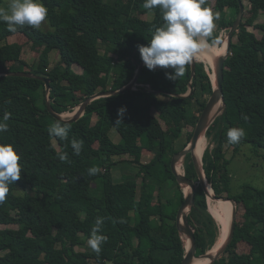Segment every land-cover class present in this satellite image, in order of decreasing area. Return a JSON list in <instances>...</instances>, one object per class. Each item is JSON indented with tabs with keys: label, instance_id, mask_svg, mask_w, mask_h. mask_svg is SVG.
<instances>
[{
	"label": "trees",
	"instance_id": "1",
	"mask_svg": "<svg viewBox=\"0 0 264 264\" xmlns=\"http://www.w3.org/2000/svg\"><path fill=\"white\" fill-rule=\"evenodd\" d=\"M242 2L249 15L243 13L233 33L225 60L229 69L223 71L224 108L205 132L209 144L202 153L213 192L240 204L242 221L235 219L231 242L212 264H264V187L243 184L233 191L223 150L226 144L235 155L247 144L264 158V21H258L264 15V0ZM43 3L50 29L24 26L10 32L7 26L0 27V71L50 79L46 93L38 77L0 75V118L11 113L0 144L14 147L23 170L0 205V264H179L185 248L175 217L184 192L170 159L192 135L198 118L192 102L204 106L212 92L205 64L196 61L194 75L191 64L186 66L176 81L165 75L171 69L150 71L143 65L134 88L93 99L73 122L56 119L46 108V98L62 114L99 91L129 83L142 61L138 46L150 42L163 19L158 7L145 9L144 0ZM205 7L219 14L213 38L220 43L239 11L238 1L206 0ZM148 14L151 18L143 17ZM249 28L260 30L261 36ZM15 34L41 47L36 66L22 58L23 44L8 41ZM225 47L218 45V57ZM53 49L59 54L56 63L50 61ZM73 65L81 72L76 73ZM187 91L190 94L184 96ZM120 108L126 111L116 124ZM58 121L69 127L65 140L49 135V126ZM233 127L246 132L236 145L227 143V131ZM111 128L119 134L118 142L110 139ZM73 139L83 142L79 155L71 148ZM60 153H67L66 162L59 160ZM117 165L126 168L119 178L111 170ZM182 166L186 176L195 178L190 154ZM92 167L99 169L95 175H89ZM207 202L198 187L187 216L196 255L208 251L219 234ZM98 217L103 218L98 234L106 237L99 255L85 245ZM241 242L249 245L247 252L238 253Z\"/></svg>",
	"mask_w": 264,
	"mask_h": 264
},
{
	"label": "clouds",
	"instance_id": "2",
	"mask_svg": "<svg viewBox=\"0 0 264 264\" xmlns=\"http://www.w3.org/2000/svg\"><path fill=\"white\" fill-rule=\"evenodd\" d=\"M205 5L206 0H144L143 7L148 10L158 7L163 19L162 26L155 29L150 42L146 46H138L140 58L148 70L171 69L170 72L166 71L165 75L169 80L176 81L184 75L186 66L190 65L197 56L210 51L213 44H220L215 43L213 38L215 21L219 19V14L213 13ZM47 14L48 9L43 0H9L7 9L0 8V22L6 23L10 32H15L18 27L24 26L39 29L42 22L46 21ZM222 35L224 36L223 32ZM208 67L212 68L210 64ZM208 67L205 65L209 73ZM125 111V108L118 110L116 124L121 123ZM10 115L11 113L5 112L0 118V133L8 131L7 121ZM48 132L53 138L65 140L68 137L69 127L66 123L58 121L49 126ZM245 136L246 132L243 128H230L227 131V143L239 144ZM82 147V141L72 140L71 148L75 155L80 154ZM58 157L61 162H66L68 159L67 153H60ZM19 161L20 156L11 144H0V205L5 203L10 185L21 178L23 170ZM98 171L97 167H92L89 169V175H95ZM102 226L103 218L98 217L87 241L88 246L97 255L106 242V237L98 234Z\"/></svg>",
	"mask_w": 264,
	"mask_h": 264
},
{
	"label": "water",
	"instance_id": "3",
	"mask_svg": "<svg viewBox=\"0 0 264 264\" xmlns=\"http://www.w3.org/2000/svg\"><path fill=\"white\" fill-rule=\"evenodd\" d=\"M237 1L239 4V11H238L235 19L233 20L231 26L227 30L226 37H225L226 38L225 51L221 56H219L218 58L215 59L214 67L212 69L214 76H215V87L212 86V92L209 95V97H208L205 105L203 106L200 114L198 115L197 121H196L195 126H194L193 131H192V135L190 137V140L188 141V143L186 144V146L184 148H182L181 150L174 153L170 159V169H171L173 175L175 176V179L178 182V184L182 188L185 185L189 186L188 191L185 192L183 190L184 199H183L182 203L180 204V206L177 210V213H176V217H175V224H176V228L180 234V237H181L183 242H184L183 239L185 238L187 240L186 242L188 243L187 247H185V244H184L185 251H184V255L182 257V260L180 261L179 264H191L192 261L194 260V258L208 257L210 255V253L208 251H206L203 254L196 255V238H195V234H194V229L189 224L188 218H187L188 213L191 210L192 205L194 204L195 194H196V190L198 187L202 188L206 197L209 199H212V200H228V201H231L233 203L231 221H230L228 233L226 235V239H225L223 245L217 250V252L214 255L210 256V261L208 262V264H212L224 252V250L227 248V246L231 242V239H232L233 233H234L237 202L235 200L227 197V196L216 195L213 192L212 187L210 186V184L207 181L206 173H205V170L203 167V162H202V154L199 158L195 155L194 150H195V146H196L199 138L201 137V135H205V132L208 129V127L210 126V124L214 121V119L217 117V115H219L222 112V110L224 108V100H223L224 96H223V90H222V83L224 80L223 71H224V66H225V60L230 55V46H231V42L233 40V33L236 31V29L239 25V22L243 16L244 10H245V6L243 5L242 0H237ZM196 61L197 60L194 59L193 62L191 63V74L192 75H194L195 62ZM143 65H144V63L141 61L138 65V68L136 70L134 77L124 87H122L121 89H118V90L99 91V92L91 95L89 98L85 99L83 102H81L77 106V108L74 110L73 114L69 118L64 119L62 117L61 113L55 112L51 108V106L48 102V98H46V108H47L48 112L54 118L59 119V120H63L66 122H73V121L77 120L83 114V112L86 108V105L90 101H92L93 99L98 98V97L121 94V93L125 92L126 90L134 88V85L138 81V76H139L140 70H141ZM2 74L26 75V76H31V77L35 76L34 74H32L30 72H11V73H9L7 71H0V75H2ZM35 77H38L39 79H41L44 82L46 93H48L50 90V79L47 77H43V76H35ZM190 88H191V86H190ZM189 94L190 93L187 92L184 94V96H188ZM218 99H221L222 105L219 109L217 108V109L213 110V107L215 106ZM187 154H190V158L192 160V163H193L194 169H195V173H196V176L193 179L186 176L184 170L182 172L177 171V165H176L177 161L179 159H182V161H183V158ZM207 184H209V186L212 190V193H210L208 191Z\"/></svg>",
	"mask_w": 264,
	"mask_h": 264
},
{
	"label": "rangeland",
	"instance_id": "4",
	"mask_svg": "<svg viewBox=\"0 0 264 264\" xmlns=\"http://www.w3.org/2000/svg\"><path fill=\"white\" fill-rule=\"evenodd\" d=\"M8 4H9V0H1L0 1V8L7 9ZM246 4H245L244 14L249 15L248 5H246ZM143 17H146L149 19V18H151V14L143 15ZM258 21L259 22L264 21V15H260L258 18ZM2 26H7V25L4 22H0V27H2ZM40 29L43 31L50 29V26H49L47 20L45 22H42ZM249 30L252 31V33H254V35H256L257 37L261 36L260 30L251 29V28H249ZM234 38L235 37H233V40H234ZM8 41L9 42H15L16 41V42L23 44V49H22V53H21L22 58L25 59L32 66L37 65L38 57H39V53H40L39 48H41L39 45H37L34 42H29L24 36H22V34H15V35L8 37ZM224 43H226L225 35L224 36L222 35L219 47ZM49 55H50L51 63H56L58 61V55L59 54H58V51L56 49H53L49 53ZM195 59L197 61H201V62L205 63V65H207V67H208V64H210L207 61L205 62V60L201 59L200 57H196ZM213 67L214 66H212V68ZM224 67L226 69H229V67L227 65ZM72 68L76 73L81 72V67H79L78 65H73ZM208 68H209V76H210V78H212L211 76L212 75L214 76L213 70L210 67H208ZM210 83H214L212 81V79H210ZM211 86H213V85H211ZM192 103L194 104V108L197 106L196 110L194 112L197 115L200 114V112L203 108V104L201 102H195V101H193ZM76 108L77 107H75V109ZM72 112L73 111H71L70 113L69 112L62 113V117L64 119L69 118L72 115ZM134 114L139 115L138 112H136ZM110 131H111L110 132L111 135L116 136L115 130L112 129ZM204 141H205V145H204V148H203L201 154L203 153L206 146L209 144V139L206 138L205 135H204ZM181 143H182V139L181 138L177 139V142L175 143L176 147L180 148ZM211 146H212V144H210V147ZM223 150L225 152L226 158L229 160V168H230L229 171H230V175L232 178V190L233 191L235 190V188L236 189L240 188V186H242L243 184H252V185L257 186V187H264V158H263V156H261L260 154H254L251 147L247 144L242 145L240 147L239 151L237 152V154H235V155H232V149L228 148V145H226V144H224ZM146 155H148V153H147V151H144V154L142 156L143 161H146L148 159V157ZM113 159H119V157L115 156V157H113ZM181 169H182V171L184 170L182 163H181ZM113 171H114V173H113L114 177L119 178L122 173L126 172V168H123V167H120L117 165V166H114ZM138 181H140V179ZM207 199H208V202L210 204V205H208V211L212 214L213 218L215 219V221L219 225V234H218V237L216 238V241L214 243V244H216L222 238L223 225L225 223V219H223V221H219V220H217L218 218L216 219L214 217L213 210L216 208H217L216 210H220L219 203H218V201L216 203L215 200H212L209 198H207ZM153 204L155 205L154 202H153ZM222 212L223 211L220 210L221 214H222ZM241 213H242V206L240 204H237L236 205L235 219H237L238 221H242V218H241L242 214ZM183 240H184V242L187 241L185 238ZM87 241L88 240H86L85 245H88ZM211 248L209 249L211 251H208V252H212L214 250ZM77 249L84 250V246H79V247H77ZM248 250H249V245L246 242H241L238 253H244V252H247Z\"/></svg>",
	"mask_w": 264,
	"mask_h": 264
},
{
	"label": "bare ground",
	"instance_id": "5",
	"mask_svg": "<svg viewBox=\"0 0 264 264\" xmlns=\"http://www.w3.org/2000/svg\"><path fill=\"white\" fill-rule=\"evenodd\" d=\"M224 45L226 46V43H224ZM218 45H212L210 51L208 52H205L204 54L200 55V56H197V57H200L201 59L205 60V62H209L212 66H214V62H215V59L218 58ZM211 71V70H210ZM212 78V81L215 83V77L212 75L211 76ZM212 83L213 87H215V84ZM222 105V101L221 99H218L215 106L213 107V110L215 109H219ZM204 145H205V141H204V135H201V137L199 138L196 146H195V155L197 157H200L201 155V152L204 148ZM181 163H183L182 159H179L177 161V171L178 172H182V169H181ZM207 189L210 193H212V190L209 186V184H207ZM183 190L186 192L189 190V187L188 185H185L183 187ZM216 203L218 201L219 203V208L220 210H222V214L220 213V210H216L214 209L213 212V215L214 217L219 220V221H223V219H225V223L223 225V233H222V238L219 240V242H217L216 244L213 245V247L211 249H214L212 252H209L210 255L208 257H201V258H197V259H194L192 261L191 264H208V262L210 261V256L211 255H214L217 250L223 245L225 239H226V235L228 233V230H229V225H230V221H231V214H232V207H233V203L231 201H228V200H215ZM231 204V205H230ZM210 205V204H209ZM218 206V205H217ZM225 217V218H224ZM185 247L188 246V243L185 241ZM216 246V247H215ZM215 247V248H214ZM208 251H211V250H208Z\"/></svg>",
	"mask_w": 264,
	"mask_h": 264
},
{
	"label": "crops",
	"instance_id": "6",
	"mask_svg": "<svg viewBox=\"0 0 264 264\" xmlns=\"http://www.w3.org/2000/svg\"><path fill=\"white\" fill-rule=\"evenodd\" d=\"M189 91V90H188ZM187 91V92H188ZM75 110V109H74ZM74 110H73V112H74ZM73 112H72V114H73ZM199 115V114H198ZM97 121V117L96 116H93L92 117V124H94L95 122ZM113 128H111V129H109L108 130V135H109V137H110V139L112 140V141H114V142H118L119 141V139H120V136H119V134L117 133V131L115 130V129H113V130H115L116 131V136H114V135H111V131L110 130H112ZM113 169H114V167H112V172L114 173V171H113Z\"/></svg>",
	"mask_w": 264,
	"mask_h": 264
},
{
	"label": "built area",
	"instance_id": "7",
	"mask_svg": "<svg viewBox=\"0 0 264 264\" xmlns=\"http://www.w3.org/2000/svg\"><path fill=\"white\" fill-rule=\"evenodd\" d=\"M223 34L225 35V32L223 31ZM138 84H136L135 86H137ZM139 85H141V84H139ZM70 113V112H69ZM208 205H209V203H208Z\"/></svg>",
	"mask_w": 264,
	"mask_h": 264
}]
</instances>
